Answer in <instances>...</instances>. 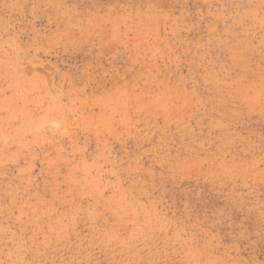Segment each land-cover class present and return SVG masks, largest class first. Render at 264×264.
<instances>
[{
    "label": "rangeland",
    "instance_id": "obj_1",
    "mask_svg": "<svg viewBox=\"0 0 264 264\" xmlns=\"http://www.w3.org/2000/svg\"><path fill=\"white\" fill-rule=\"evenodd\" d=\"M0 264H264V0H0Z\"/></svg>",
    "mask_w": 264,
    "mask_h": 264
}]
</instances>
